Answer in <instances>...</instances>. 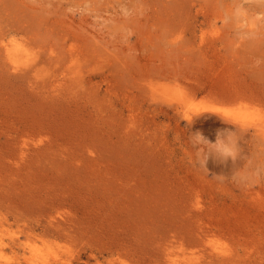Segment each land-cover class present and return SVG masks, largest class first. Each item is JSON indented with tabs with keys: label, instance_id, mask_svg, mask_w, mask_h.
Segmentation results:
<instances>
[{
	"label": "rangeland",
	"instance_id": "obj_1",
	"mask_svg": "<svg viewBox=\"0 0 264 264\" xmlns=\"http://www.w3.org/2000/svg\"><path fill=\"white\" fill-rule=\"evenodd\" d=\"M168 1L0 0L37 35L0 49V264H264V135L184 121L264 77V2ZM61 30L99 57L69 66ZM226 128L238 157L202 167L190 134Z\"/></svg>",
	"mask_w": 264,
	"mask_h": 264
},
{
	"label": "bare ground",
	"instance_id": "obj_2",
	"mask_svg": "<svg viewBox=\"0 0 264 264\" xmlns=\"http://www.w3.org/2000/svg\"><path fill=\"white\" fill-rule=\"evenodd\" d=\"M7 1L11 2V0H6V2H5L6 3V8H5L6 11L8 10L7 3L9 4V2H7ZM12 1H14V0H12ZM169 1H168V3L170 4V2L172 0L170 2ZM241 2H242V0H234V1L231 0L230 1L231 5H233V6H236L237 4L240 5ZM253 2L255 3V1H253ZM256 2H258V1H256ZM260 2L263 3L264 0H262ZM13 3H15V2H13ZM13 3L11 2V5ZM177 5L178 4L172 5V6L176 7ZM257 5H259V7H260V5H264V4H260V3L255 4V8L258 7ZM12 6H13V8L10 11H11V14H14V11H15L14 8H16L18 5L15 6V7H14V5H12ZM20 7H21V3H20ZM23 8H24V6H23ZM177 8H179V7H177ZM228 9H229V7H228ZM228 9H227V14L229 12ZM260 9H262V8H260ZM15 12H17V11H15ZM17 13L20 14L19 12H17ZM7 14H8V11H7ZM31 17L29 16V18H31L34 21V24L37 23L36 25L38 27L43 25V22H42L43 19H41L39 17L41 19V21H40L36 17V15H34V14L31 15ZM10 18H12V17H10ZM10 18H9V20H10ZM9 20H8V23H10ZM24 20H26V19H24ZM29 21H30V19H29ZM41 22H42V24H40ZM2 24H3V22H2ZM11 24L12 25H10L9 27L0 26V49L3 50V52L6 54L8 59H10L11 61H13V60L16 61V60L21 59L24 56V54H23L24 53V49L18 46V39L19 38L17 36L18 35L21 36L20 33H24V35H22L24 37L21 36V39L28 38L30 40H35L37 35H36V32H35V35H36L35 36L33 34L34 31H33V33L30 31V30H33L31 27L28 28L29 26H31V24L27 23L26 26H23L24 21L22 19H19V22L13 21ZM54 25H55V23H54ZM32 27H33V24H32ZM56 27H58V26H56ZM261 27L264 29V25L260 26V28H259L260 30H261ZM46 29H47V26H46ZM263 29L260 32L264 35ZM50 30H48V31H50ZM39 32L37 30V33H39ZM56 32H57V29H56ZM61 32H62L61 33V40H63L61 45H62V47H63V49H64V51L66 53V56L69 57V61L71 62V64L69 66L73 65L72 61H75V63H82V60L86 61V59L84 58L86 56H87L86 57L87 59L94 58V57H99V56L90 55L88 50L85 47H83L84 46V42H85L84 39H82L83 41L81 42L78 36H76L75 34L73 35L74 37L72 36V34H73L72 32L65 31V30H61ZM50 33H52V32L50 31ZM10 35H11V37H8ZM32 35H34V36H32ZM49 35H51V34H49ZM150 39H152V38H150ZM169 40L173 42L172 39H169ZM56 41H59V40L56 39ZM173 43L176 44L175 41ZM61 51H63V50H61ZM29 64H30V67H34L36 65L35 59H31L29 61ZM262 85L264 86V77H260V79L254 78L253 82H247L246 85L244 86L245 88H243V87L239 88V87L231 86V85H228V84L223 85V84H219L218 82H216L215 88L213 90H211V95H213V93H214L215 98H217L222 104H224L225 107H229L230 109H232V110H229L228 113H226V115L228 116V118H227L228 120L227 121L228 122L229 121L232 122V123L229 122L228 124H233L232 127H234V124H235L237 129H239V130L241 129V131H240L241 133H242V130H247V128H249V126H253V128H254L253 130H255L257 132L259 131L258 133L264 135V119L262 117L252 118V116H249L247 114H244V115L241 114V113H243L241 111V110H243V109H241L243 107H245V109H253V110H260V111L262 109L261 112H264L263 111V109H264V88L262 87ZM226 104H228V105H226ZM182 108H183V105H182ZM236 108H238V109H236ZM184 110L187 111V108L186 109L184 108ZM250 113H252V112H250ZM223 116H225V115H223ZM223 116H222V118H223ZM232 132L236 134V130L235 129ZM233 133H231V135H230L231 137H232ZM238 136H241V135H238Z\"/></svg>",
	"mask_w": 264,
	"mask_h": 264
},
{
	"label": "clouds",
	"instance_id": "obj_3",
	"mask_svg": "<svg viewBox=\"0 0 264 264\" xmlns=\"http://www.w3.org/2000/svg\"><path fill=\"white\" fill-rule=\"evenodd\" d=\"M204 113H212L218 115L224 122L229 123L227 120L223 119L218 113L211 111H200L195 110L192 111L190 115H187L185 120L188 126H191L195 118H198ZM232 132L228 129H220L217 131L216 140L212 142L208 140L201 132L197 131L193 134H190V140L195 138L198 143L194 144V147L203 146L204 151L197 154V161L199 162V158L202 155V167L207 168L206 164L210 156H212L215 160L225 163L228 159L234 161L239 154V139L233 141L228 136H222L221 133ZM206 142V143H205Z\"/></svg>",
	"mask_w": 264,
	"mask_h": 264
}]
</instances>
